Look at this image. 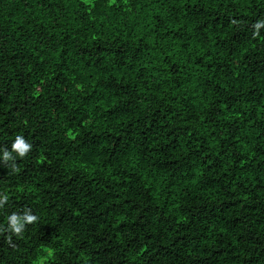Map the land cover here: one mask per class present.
I'll return each instance as SVG.
<instances>
[{
    "label": "trees",
    "instance_id": "obj_1",
    "mask_svg": "<svg viewBox=\"0 0 264 264\" xmlns=\"http://www.w3.org/2000/svg\"><path fill=\"white\" fill-rule=\"evenodd\" d=\"M264 0H0V264H264ZM34 215L21 233L7 217Z\"/></svg>",
    "mask_w": 264,
    "mask_h": 264
},
{
    "label": "clouds",
    "instance_id": "obj_2",
    "mask_svg": "<svg viewBox=\"0 0 264 264\" xmlns=\"http://www.w3.org/2000/svg\"><path fill=\"white\" fill-rule=\"evenodd\" d=\"M256 29L254 35L259 34V30L264 27V21H258L253 26ZM31 149V144L27 143L23 136H17L12 142L11 149H0V160L8 161L14 158L13 154L18 157H24ZM7 203V196H0V207ZM37 218L34 215L25 213L17 216L15 213L7 217L9 229L14 233H21L26 224L33 223ZM41 264V262H40Z\"/></svg>",
    "mask_w": 264,
    "mask_h": 264
},
{
    "label": "rangeland",
    "instance_id": "obj_3",
    "mask_svg": "<svg viewBox=\"0 0 264 264\" xmlns=\"http://www.w3.org/2000/svg\"><path fill=\"white\" fill-rule=\"evenodd\" d=\"M87 2H89L90 0H86Z\"/></svg>",
    "mask_w": 264,
    "mask_h": 264
}]
</instances>
